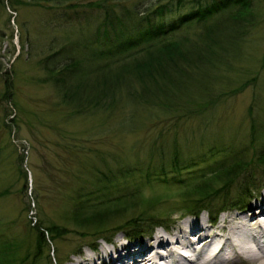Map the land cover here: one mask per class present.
<instances>
[{"label": "rangeland", "instance_id": "374dc122", "mask_svg": "<svg viewBox=\"0 0 264 264\" xmlns=\"http://www.w3.org/2000/svg\"><path fill=\"white\" fill-rule=\"evenodd\" d=\"M96 1L99 0H0V193L11 191L0 197V242L4 239L23 242L21 255L28 252L29 243L33 241L29 236L30 223L38 226L39 220L44 219L46 226L56 224L67 232L77 228L65 218L77 202L78 194L91 201L104 195L100 190L95 192L92 184L94 170H105L102 157L113 164L118 159L121 164L134 166L148 158L149 149L155 143L161 144L158 138L163 133L166 147L177 140L183 151L191 150L190 159L197 157L194 162L200 168L198 173H205L212 165L224 163L225 157L234 150L240 154L247 151L252 142L251 123L264 122V0H256V23L243 37L237 57L230 61L232 69L222 71L236 84L233 89L238 88L239 83L252 81L218 106L208 122L200 119L177 127L173 118L139 104L131 106V116L126 108L114 114L98 113L73 119L67 113L69 109L65 114L59 108L58 111L57 87L51 82H41L46 79V73L40 62L65 45L79 42L83 33L90 37L105 18V10L87 6ZM154 1L112 0V3L131 6L140 3L144 10ZM175 14L176 11L171 12L168 17ZM7 83L12 86L13 96L3 99ZM136 108L137 112L133 113ZM174 130L179 136L175 139ZM262 131L259 141L264 146ZM219 144V154L210 156L208 148ZM261 145L256 144V147ZM253 153L251 150L248 159H252ZM202 156L204 159L200 158ZM263 170L248 167L246 174L234 180L229 190L213 198L214 221L223 214L235 215L246 204L255 202L250 199L264 187ZM185 177L190 182L193 175L189 173ZM133 184H137V175L121 181L110 196L130 189ZM251 184L256 186L255 191L244 195ZM142 192L147 196L156 193L167 197V202L157 211L162 218L182 207L176 190L146 185ZM259 201L260 198L256 200ZM236 203L240 204L235 209ZM221 209L225 212L218 215ZM182 211L169 222L163 221L162 227L142 222L134 233L130 229L131 233L113 231L103 236L115 239L123 234L134 238V243L137 237L145 240L159 230L173 232L187 213ZM133 216H137V211L116 220L114 217L107 228H114ZM201 217L212 220L207 212ZM86 230L97 231L89 227ZM45 238L48 244L41 264L60 262L75 246L73 242L52 240L48 234ZM25 258L24 255L22 260ZM25 264H30V260Z\"/></svg>", "mask_w": 264, "mask_h": 264}, {"label": "trees", "instance_id": "16d2710c", "mask_svg": "<svg viewBox=\"0 0 264 264\" xmlns=\"http://www.w3.org/2000/svg\"><path fill=\"white\" fill-rule=\"evenodd\" d=\"M87 6L105 10L104 20L90 37L83 33L82 40L65 45L40 62L46 73V79L41 82L56 85L60 97L57 109L60 112L69 109L67 113L72 119L114 114L122 108L128 109L131 116V106L139 104L173 118L177 127L200 119L208 122L218 106L252 81L239 83L233 89L236 84L222 71L232 69L230 61L237 57L243 37L256 23V0H155L144 10L140 3L131 6L112 0L90 2ZM174 11L176 14L168 17ZM11 88L7 83L3 99L13 96ZM251 124L252 142L247 151L240 154L234 150L224 163L212 165L207 172L200 171L201 174L194 162L197 157L189 158L191 150L183 151L177 140L166 147L163 133L158 138L161 144L155 143L148 158L134 166L121 164L118 159L113 164L102 157L105 170H94L92 184L95 192L100 190L104 195L91 201L78 194L66 221L88 238L113 231L130 232V229L134 233L142 222L152 227L163 226V221L169 222L182 210L187 214L213 210V198L229 190L234 180L246 174L248 167L264 169V149H261L264 146L259 141L264 122L255 120ZM176 135L174 130L172 137H179ZM220 148V144L210 146V156L219 154ZM251 150L254 153L248 159ZM189 173L193 175L190 182L185 177ZM135 175L137 184L110 196L121 181ZM146 185L176 190L182 207L162 218L157 211L168 199L156 193L147 196L142 192ZM249 187L246 196L256 186ZM10 192L6 190L0 197ZM133 211H137V216L107 228L114 217L115 220L119 216L127 217ZM39 221L38 226L29 224L33 241L24 254L26 258L22 260L24 255L20 254L23 242L4 239L0 242V264H25L27 260L30 264H41L47 250L46 235L52 240H63L68 235L59 225L46 226L44 219ZM88 227L97 231H88Z\"/></svg>", "mask_w": 264, "mask_h": 264}, {"label": "bare ground", "instance_id": "6f19581e", "mask_svg": "<svg viewBox=\"0 0 264 264\" xmlns=\"http://www.w3.org/2000/svg\"><path fill=\"white\" fill-rule=\"evenodd\" d=\"M262 197L261 202L254 200L246 209L239 210L235 215L223 214L212 224L205 217L185 220L173 232L159 230L148 239L139 238L134 243H127L128 237L123 234L117 235L115 239L103 235L84 238L81 232L70 229L63 240L73 242L75 246L57 262L264 264V194Z\"/></svg>", "mask_w": 264, "mask_h": 264}]
</instances>
